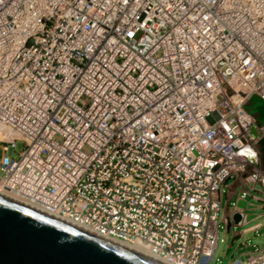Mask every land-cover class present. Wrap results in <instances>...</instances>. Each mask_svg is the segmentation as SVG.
<instances>
[{
    "label": "built area",
    "instance_id": "2783aa9c",
    "mask_svg": "<svg viewBox=\"0 0 264 264\" xmlns=\"http://www.w3.org/2000/svg\"><path fill=\"white\" fill-rule=\"evenodd\" d=\"M0 8V47L16 46L0 61V191L165 264H213L226 182L264 139L246 109L264 101V0Z\"/></svg>",
    "mask_w": 264,
    "mask_h": 264
},
{
    "label": "water",
    "instance_id": "95a60500",
    "mask_svg": "<svg viewBox=\"0 0 264 264\" xmlns=\"http://www.w3.org/2000/svg\"><path fill=\"white\" fill-rule=\"evenodd\" d=\"M246 109L264 122V101ZM258 150L264 162V139ZM67 223L0 195V264H163Z\"/></svg>",
    "mask_w": 264,
    "mask_h": 264
},
{
    "label": "crops",
    "instance_id": "0c3cea01",
    "mask_svg": "<svg viewBox=\"0 0 264 264\" xmlns=\"http://www.w3.org/2000/svg\"><path fill=\"white\" fill-rule=\"evenodd\" d=\"M258 191H255V189ZM259 194V195H257ZM258 196H261L259 198ZM249 197L252 201L258 203V206L248 204V210H254L257 213L250 220L246 219L244 213V207L241 206L242 200ZM222 199H224L225 206L221 210V222L224 226V233L228 232L229 226H242L247 225L249 221L254 218H260L258 222L247 225L244 228V232H252L261 228V222L264 220V162H262L260 155H258V162L253 166H248L245 169L244 174L240 178L230 179L226 182V186L223 190V194L220 201V207ZM238 215V221L235 222L233 217ZM264 223V222H263ZM239 234H232L234 240L239 237ZM242 235V234H241ZM231 240V241H232ZM229 249V248H228ZM246 254L245 256H247ZM244 256V257H245Z\"/></svg>",
    "mask_w": 264,
    "mask_h": 264
},
{
    "label": "rangeland",
    "instance_id": "374dc122",
    "mask_svg": "<svg viewBox=\"0 0 264 264\" xmlns=\"http://www.w3.org/2000/svg\"><path fill=\"white\" fill-rule=\"evenodd\" d=\"M23 148L24 146L21 142H15L14 149L9 157L15 160L18 154L23 150ZM0 156H1V151H0ZM255 191H258V189L256 188ZM258 197L260 198L261 196ZM240 202H241V206H243L245 209L244 213L247 216L246 219L250 220L251 218H253L257 212L254 210H248L247 205L250 204L253 206H258V203L252 201V199H250L249 197L245 198ZM224 206H225L224 199H222L221 210L224 208ZM221 210L219 213L218 221L220 226L223 227V224L221 222V217H222ZM262 212L264 213V210ZM259 220L260 218H254L251 221H249L247 225L258 222ZM260 222L262 223L260 229L247 233L244 232V228L247 225H242V226L230 225L227 233H224V230L220 229L218 234V243L213 254V259H212L213 264L215 260H217L219 264H228V262L233 259L239 258L240 256L244 257L246 254H251L254 249L255 250L264 249V223H263L264 220ZM232 234H239L238 235L239 237L232 240L233 238ZM228 248L229 250H227Z\"/></svg>",
    "mask_w": 264,
    "mask_h": 264
},
{
    "label": "bare ground",
    "instance_id": "6f19581e",
    "mask_svg": "<svg viewBox=\"0 0 264 264\" xmlns=\"http://www.w3.org/2000/svg\"><path fill=\"white\" fill-rule=\"evenodd\" d=\"M255 1H258V0H255ZM49 2L51 3L52 1H49ZM2 10H3V9L0 8V11H2ZM231 13H232V11H228V14H227V15L230 16ZM14 49H16V46H12V45H3V46H1V47H0V61L3 60V59H5V58L8 56V54H9L11 51H13ZM1 54H4L5 56L2 57ZM0 195H1L2 197L8 198V199H10V200H14V201L19 202L18 200L14 199V198H11L10 196L6 195V194L3 193L2 191H0ZM19 203H22V202H19ZM30 208H31V207H30ZM33 209H34V208H33ZM35 210H37V209H35ZM41 212H42V211H41ZM42 213H45V212H42ZM45 214H46V215H49V216H51V217H53V218H55V219H57V220H60V221H63V222H65V223H67V222L64 221L63 219H60V218H58V217H55V216L50 215V214H47V213H45ZM67 224H70V225L73 226V224H71V223H67ZM76 227H77V226H76ZM78 228L80 229V227H78ZM85 231H86V230H85ZM108 241H110V242H112V243H114V244H116V245H119V246H121V247H124V248L128 249L129 251H132V252L137 253V254H139V255H142V256H144V257H147V258L153 259V260H155V261H157V262H159V263H163L162 261L160 262V261L156 260L154 257H152L151 255H149L148 252L145 251V250L142 249V248H139V247H133V246H125V245H122V244H120V243H117V242H114V241H111V240H108ZM163 264H165V263H163Z\"/></svg>",
    "mask_w": 264,
    "mask_h": 264
}]
</instances>
